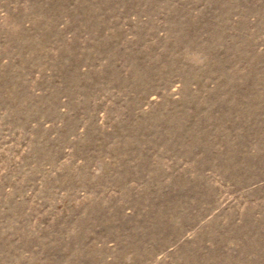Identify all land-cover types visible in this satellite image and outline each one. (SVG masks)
Listing matches in <instances>:
<instances>
[{
	"label": "rangeland",
	"instance_id": "obj_1",
	"mask_svg": "<svg viewBox=\"0 0 264 264\" xmlns=\"http://www.w3.org/2000/svg\"><path fill=\"white\" fill-rule=\"evenodd\" d=\"M0 264H264V0H0Z\"/></svg>",
	"mask_w": 264,
	"mask_h": 264
}]
</instances>
